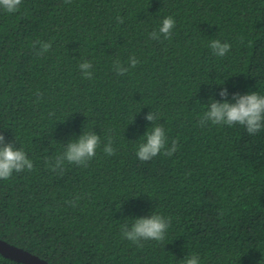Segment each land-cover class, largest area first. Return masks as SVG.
<instances>
[{
	"label": "trees",
	"instance_id": "16d2710c",
	"mask_svg": "<svg viewBox=\"0 0 264 264\" xmlns=\"http://www.w3.org/2000/svg\"><path fill=\"white\" fill-rule=\"evenodd\" d=\"M167 16L171 38L150 39ZM214 39L231 45L224 57L212 54ZM38 40L52 43L43 56ZM132 55L136 68L117 75L114 62L128 67ZM224 87L229 101L264 95V0H22L15 13L0 9V134L34 164L0 180V238L53 264H183L192 254L200 264H264V129L199 123ZM150 111L178 147L140 161ZM88 131L101 137L88 166L50 170L46 160ZM152 213L171 218L163 241L122 238L121 225ZM0 264L24 263L0 254Z\"/></svg>",
	"mask_w": 264,
	"mask_h": 264
},
{
	"label": "clouds",
	"instance_id": "9594fccd",
	"mask_svg": "<svg viewBox=\"0 0 264 264\" xmlns=\"http://www.w3.org/2000/svg\"><path fill=\"white\" fill-rule=\"evenodd\" d=\"M68 2V0H66ZM22 0H0V9L11 14L19 10ZM118 23H123L122 17L117 16ZM176 21L172 16L165 17L158 30L149 33L152 40L170 39ZM37 55L43 56L52 48L51 42L36 41L33 48H36ZM209 47L212 54L217 57H224L231 49L227 42H221L219 39L210 41ZM128 67H125L119 60L114 62L113 68L117 75H124L130 68H136L139 60L135 55L129 57ZM80 72L86 79L93 78V65L91 61L83 60L78 65ZM221 100L210 99L207 104V110L200 118V125L204 126L208 122L213 125H240L245 128L248 134L256 135L264 129V95L257 92L246 94L233 93L231 101L228 100L229 92L226 87L218 93ZM145 120L152 123L144 134V140L136 151V157L140 161H150L157 155L163 154L171 157L178 147V140H173L171 146H168V138L163 124L158 123L159 117L153 111L145 115ZM134 119V118H133ZM101 144L100 135L94 131L82 132L75 140H70L64 144L63 151L58 154L54 160H46V165L50 170L63 174L65 164L87 167L88 163L96 156V150ZM112 138L107 139L103 151L107 156L115 155V149L112 146ZM34 164L22 147L16 148L12 142L6 141L4 135L0 134V180L10 179L14 173L23 171H33ZM80 197H76L79 200ZM73 204V201H68ZM131 225H121L122 238L126 239L138 247H143L142 241L155 240L163 241L166 232L171 224V218L158 213H152L150 216L139 217ZM183 264H200L199 256L192 254L185 257Z\"/></svg>",
	"mask_w": 264,
	"mask_h": 264
},
{
	"label": "water",
	"instance_id": "95a60500",
	"mask_svg": "<svg viewBox=\"0 0 264 264\" xmlns=\"http://www.w3.org/2000/svg\"><path fill=\"white\" fill-rule=\"evenodd\" d=\"M0 254L24 264H53L46 259L0 238Z\"/></svg>",
	"mask_w": 264,
	"mask_h": 264
}]
</instances>
